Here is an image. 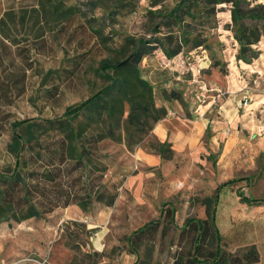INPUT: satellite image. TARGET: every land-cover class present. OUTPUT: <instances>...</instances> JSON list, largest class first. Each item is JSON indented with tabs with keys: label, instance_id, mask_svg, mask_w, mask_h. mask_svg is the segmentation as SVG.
Here are the masks:
<instances>
[{
	"label": "rangeland",
	"instance_id": "obj_1",
	"mask_svg": "<svg viewBox=\"0 0 264 264\" xmlns=\"http://www.w3.org/2000/svg\"><path fill=\"white\" fill-rule=\"evenodd\" d=\"M62 2L72 7V19L37 14V0H0V17L5 11L16 16L14 22L5 17L0 31V169L14 167L13 132L26 135L27 122L20 127L13 122L32 124L35 139L24 143L22 158L53 147L64 133L47 122L68 118L67 108L108 83L112 70L102 64L122 59L138 45L148 50L140 75L166 115L155 122L149 118L144 131H126L125 103L114 137L99 141L92 161L107 169L121 166L123 155L136 148L159 154L152 129L163 120L175 127L189 123L195 135L188 140L186 133L174 136L168 129L161 167L141 199L107 205L106 197L93 195L86 211L73 204L78 215L69 205L41 217L0 222V264H173L177 258L197 264L196 231L182 229L188 219H205L213 208L220 238L206 237L202 264L217 255L218 264H246L251 248L258 253L252 264H264V18L255 21L261 32L251 47L257 54L244 61L237 57L230 2ZM258 3L264 0L242 1L245 8ZM167 51L178 52L169 58ZM172 93L178 99L169 98ZM108 123L100 125L105 134ZM27 166L35 169L37 163ZM105 188L106 196L114 192ZM148 222H154L152 230L133 234Z\"/></svg>",
	"mask_w": 264,
	"mask_h": 264
},
{
	"label": "trees",
	"instance_id": "obj_2",
	"mask_svg": "<svg viewBox=\"0 0 264 264\" xmlns=\"http://www.w3.org/2000/svg\"><path fill=\"white\" fill-rule=\"evenodd\" d=\"M204 1L208 3L226 1L232 4L231 19L235 25V38L239 45L237 57L244 61L254 58L257 51L251 45L259 39L261 32L255 21L264 18V4L258 3L245 8L242 4L244 0ZM34 11L37 14L40 12L44 17L54 14L69 20L74 15L72 7L63 6L62 0H37V8L34 7ZM5 17L14 22L16 16L14 12H4L0 17L2 32ZM247 20L250 21V25ZM177 52L167 51L166 55L171 58ZM144 53H148V50H142L141 45H138L122 59L102 64V69L112 70L110 74H106L108 83L84 101L67 108L65 115H68V118L61 117L47 122L50 128L59 129L64 133L54 142L53 147L44 145L42 149L37 150L36 155L27 159L22 158V154L25 153L24 143H31L35 139L31 133L32 124L28 123V120L13 122L14 127H20L27 122L25 127L27 136L13 132L10 148L15 156L14 167L0 169V222L9 220L20 222L31 217H41L57 207L73 204L86 211L93 195L98 199L106 197V204H113L115 194L109 192L106 196L101 191L102 188L107 190L103 184L106 168L92 161L93 149L104 137H114L112 128L120 124L125 103H128L129 108L124 120L126 131H144L143 125L149 118L155 122L166 115L165 107H157L154 103L151 83L140 75L139 63ZM169 98L178 99V96L172 93ZM78 117L81 118L74 124L73 119ZM105 122H109L107 134L100 128ZM164 149L165 145L161 143L158 148L160 155ZM31 162L37 163V168L28 167V163ZM69 163L72 164L69 166ZM227 183L224 182L222 185ZM219 187L220 185L217 188ZM211 200L208 198L205 202L208 207L211 206ZM153 228L154 222H148L134 230L133 234H143ZM188 229L196 231L192 260L202 264V260L206 259H199L203 256L202 243L206 237L213 236L217 240L220 238L215 226V209L208 211L205 219H188L182 230ZM221 260L222 257L217 255L211 259L210 264H218ZM245 260L246 264L258 261L255 248L248 251ZM173 264H182L181 258L175 259Z\"/></svg>",
	"mask_w": 264,
	"mask_h": 264
},
{
	"label": "crops",
	"instance_id": "obj_3",
	"mask_svg": "<svg viewBox=\"0 0 264 264\" xmlns=\"http://www.w3.org/2000/svg\"><path fill=\"white\" fill-rule=\"evenodd\" d=\"M164 105L169 109L168 102H165ZM172 106L174 108L177 107L175 103H173ZM171 123L172 121L168 119L154 125L152 133L160 143H164L168 140V129L170 132H174V136H179L182 132L186 133L188 140L195 135L193 130L190 131L188 129L189 123L180 122V125L176 127ZM128 153L129 154L123 155L121 158V166L110 164L103 178L105 187L114 191L113 193L116 197L114 205L121 200L124 201L128 197L132 199L136 198L137 200L141 199V194H143L144 191L149 193L150 190H148L149 188L147 186L152 184L154 173L161 167V157L159 154L147 151L143 148H136L134 151ZM125 157H127L128 161L125 160ZM68 210L76 215L80 214V210L76 205H70Z\"/></svg>",
	"mask_w": 264,
	"mask_h": 264
},
{
	"label": "built area",
	"instance_id": "obj_4",
	"mask_svg": "<svg viewBox=\"0 0 264 264\" xmlns=\"http://www.w3.org/2000/svg\"><path fill=\"white\" fill-rule=\"evenodd\" d=\"M244 101H245V102H247V100H246V99H244Z\"/></svg>",
	"mask_w": 264,
	"mask_h": 264
}]
</instances>
